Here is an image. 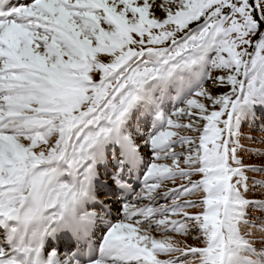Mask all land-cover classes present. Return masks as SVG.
<instances>
[{
	"label": "snow or ice",
	"instance_id": "snow-or-ice-1",
	"mask_svg": "<svg viewBox=\"0 0 264 264\" xmlns=\"http://www.w3.org/2000/svg\"><path fill=\"white\" fill-rule=\"evenodd\" d=\"M0 264H264V0H0Z\"/></svg>",
	"mask_w": 264,
	"mask_h": 264
},
{
	"label": "rangeland",
	"instance_id": "rangeland-1",
	"mask_svg": "<svg viewBox=\"0 0 264 264\" xmlns=\"http://www.w3.org/2000/svg\"><path fill=\"white\" fill-rule=\"evenodd\" d=\"M245 130L247 131V126H245Z\"/></svg>",
	"mask_w": 264,
	"mask_h": 264
}]
</instances>
